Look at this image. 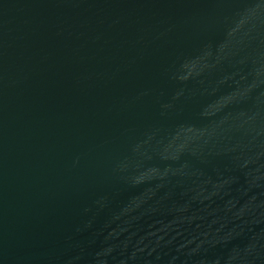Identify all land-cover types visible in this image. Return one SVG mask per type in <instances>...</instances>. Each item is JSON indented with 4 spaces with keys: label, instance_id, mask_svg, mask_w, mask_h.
Returning <instances> with one entry per match:
<instances>
[{
    "label": "water",
    "instance_id": "obj_1",
    "mask_svg": "<svg viewBox=\"0 0 264 264\" xmlns=\"http://www.w3.org/2000/svg\"><path fill=\"white\" fill-rule=\"evenodd\" d=\"M0 264H264V0H0Z\"/></svg>",
    "mask_w": 264,
    "mask_h": 264
}]
</instances>
